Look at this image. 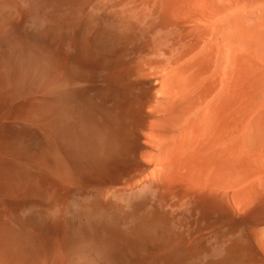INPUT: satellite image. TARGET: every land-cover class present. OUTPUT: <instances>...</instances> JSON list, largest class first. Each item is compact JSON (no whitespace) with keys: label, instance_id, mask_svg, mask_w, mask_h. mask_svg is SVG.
<instances>
[{"label":"bare ground","instance_id":"bare-ground-1","mask_svg":"<svg viewBox=\"0 0 264 264\" xmlns=\"http://www.w3.org/2000/svg\"><path fill=\"white\" fill-rule=\"evenodd\" d=\"M42 2L0 0V264H264V0L146 1L128 67H82L91 13ZM166 218L213 243L152 249Z\"/></svg>","mask_w":264,"mask_h":264},{"label":"rangeland","instance_id":"rangeland-1","mask_svg":"<svg viewBox=\"0 0 264 264\" xmlns=\"http://www.w3.org/2000/svg\"><path fill=\"white\" fill-rule=\"evenodd\" d=\"M29 3H31V2H35V1H39V2H42V3H46L47 2V4H53V5H55V7L57 8V6L56 5H58L59 4V7L56 9L58 12H63L64 14H65V10L66 11H68V12H71V14H73V12H75L76 10H78V11H80V12H82V11H84L85 9H86V11H88L89 13H91V15H92V17H93V21H91V25H93V26H91V25H89L90 27H88L87 28V32H88V34H89V38L92 40H90V48H89V50H90V54H89V56H90V58H88V61H86V62H84L81 66L82 67H128V62H130V60L133 58V56H134V54H135V51L137 52L138 51V48H135L136 46H137V43H138V41H137V39L135 38V34H136V30H137V28H136V26L138 27V24H139V21L137 20V18H136V16H135V13H136V11L138 10V8H142L141 6H142V4H145V2L147 1V2H149L150 0H132V1H130V0H85L86 2L85 3H83L82 2V0H77V3L75 4V2L73 3V1H75V0H73V1H70L71 3H73V4H71L72 5V7H70V2H68V0H66L68 3H65V0L63 1V0H27ZM60 1H62V3H65V4H62L61 3V6H60ZM79 2H82V4H84V5H82L81 3V5L82 6H85V7H82V9H81V7H79L78 8V4H79ZM135 2V3H134ZM138 2V3H137ZM58 3V4H57ZM124 3V4H123ZM126 3V4H125ZM129 3V4H128ZM138 5H137V4ZM139 3H141L140 4V7H139ZM88 4V5H87ZM110 4V5H109ZM69 5V6H68ZM81 5H79V6H81ZM112 5V6H111ZM137 7H136V6ZM66 6H68V7H66ZM73 6H75V8H73ZM108 6H110L109 8H108ZM120 6V7H119ZM134 6V7H133ZM64 7V8H63ZM88 7V8H87ZM128 7V8H127ZM132 7V8H131ZM66 8H68V9H66ZM73 8V9H72ZM84 8V9H83ZM126 8H127V10H126ZM130 8V9H129ZM135 9L134 11H128V10H131V9ZM65 9V10H64ZM75 9V11H73ZM120 9H121V11L122 10H124V11H122V13L124 14V12H125V14H128V12L131 14V17H130V22L132 23V25L135 27L134 28V30L132 31V30H126V32L124 31V32H122L124 35H122V33L120 32V31H122V29L121 28H119V29H115V30H112V31H109V33L106 31V33H103V34H101L100 35V37L98 36V33H97V35H96V30L99 28L97 25H99V21H102L103 19H104V17L105 18H108V17H106L107 15H109V16H112L113 14H114V12L113 11H116L115 12V14L117 13V12H119L118 13V15L120 14ZM64 10V11H63ZM70 10V11H69ZM72 10V11H71ZM142 10V9H141ZM141 10H138V11H140L141 12ZM77 11V13H79ZM102 11V12H101ZM138 11H137V13L136 14H138ZM67 12V13H68ZM67 13L65 14V20H66V15H67ZM77 13H74V15L73 16H75V15H77ZM107 13H109V14H107ZM111 13H113V14H111ZM111 14V15H110ZM79 15V14H78ZM122 15V14H121ZM133 15V16H132ZM73 16H71L70 15V13H69V16H67L68 17V19L67 20H69V18L70 17H73ZM104 16V17H103ZM116 16V15H115ZM135 17V18H134ZM134 18V19H133ZM77 19V18H76ZM94 19H96V20H94ZM98 19H100V20H98ZM136 19V20H135ZM65 20H61V22H60V27H59V30H58V38H59V45H58V52H59V54H60V52L61 53H64L65 52V50L67 51V50H69V53L70 54H74L75 55V53H76V55L79 53V51H78V49H80L81 48V45H80V43H78V42H80L79 41V39L81 40V33H85L86 31H84L85 29L84 28H82L81 26H80V22L78 21V20H76V21H73V22H77L78 21V23H77V25H75L74 26V24L75 23H69V21H66L65 22ZM138 21V22H137ZM95 22H96V24H95ZM99 22V23H98ZM65 23H66V26H65ZM71 24H72V27H71ZM78 24H79V26H78ZM62 26H64L63 28H61ZM67 27V28H66ZM82 29H81V28ZM96 27H97V29H96ZM71 28V29H70ZM79 28H80V30H79ZM65 29V30H64ZM91 29V30H90ZM92 29H94V30H92ZM62 31V32H61ZM81 31V32H80ZM86 32V33H87ZM94 32V34H92ZM116 32V33H115ZM121 34H120V33ZM81 34L80 36L78 35V34ZM86 33H85V35H86ZM118 33V34H117ZM127 33H130V34H128V36H127ZM65 34V35H64ZM100 34V33H99ZM122 35L123 36V38H121L122 36H119V37H116V36H118V35ZM61 35V36H60ZM84 34H83V36L82 37H84L85 36ZM102 35L104 36V37H102ZM77 36H79V37H77ZM95 36V37H94ZM109 38H108V37ZM60 37L62 38V39H60ZM63 37H65V38H63ZM72 39H70V38ZM76 37V38H75ZM96 37H97V39H96ZM99 37V38H98ZM106 37H107V40H106ZM127 37V38H126ZM129 37H131V39L129 38ZM133 37V38H132ZM118 38H120L121 40H119ZM118 39V40H117ZM127 39H129V40H127ZM134 39V40H133ZM61 40V41H60ZM68 41V42H67ZM78 41V42H77ZM116 41V42H115ZM122 41V42H121ZM62 42V43H61ZM70 42H72V44L70 43ZM74 42V43H73ZM94 42V43H93ZM97 42V43H96ZM120 42V43H119ZM135 42H136V44H135ZM70 43V44H69ZM130 44V45H128V44ZM134 43V44H133ZM122 44H123V46H122ZM133 44V45H132ZM77 45V49H76V46ZM80 45V46H79ZM134 46V47H132V46ZM79 46V47H78ZM93 46V47H92ZM128 46V47H127ZM68 47V48H67ZM124 47V48H123ZM132 49H131V48ZM122 48H123V50H122ZM135 48V49H134ZM137 49V50H136ZM74 50V51H73ZM128 50V51H127ZM131 51H133L132 53H131ZM75 52V53H74ZM124 52V53H123ZM126 52V53H125ZM92 53V54H91ZM121 53V54H120ZM119 54H120V56H119ZM126 54H128V55H126ZM131 54V55H130ZM118 55V56H117ZM123 55L125 56V57H123ZM131 57H130V56ZM119 57V58H118ZM130 57V58H129ZM90 59V60H89ZM122 59H124L123 61H122ZM127 60H128V62H127ZM80 61V60H79ZM91 61H92V63H91ZM100 61V62H99ZM103 61V62H102ZM115 61V62H114ZM125 62H127V63H125ZM116 63H117V65H116ZM122 63V64H121ZM85 64V65H84ZM126 64V65H125ZM91 65V66H90ZM114 65V66H113ZM129 67H131L130 65H129ZM33 133V132H32ZM35 133V134H34ZM33 133V136H37V132H34ZM190 217V216H189ZM167 220H162V221H166L165 223H169V224H166V226L164 225V222L162 223V221H161V219L160 220H158V221H160V222H158L160 225H161V223L163 224V226L161 225V226H159V224L157 225H155V222H154V225L156 226H154L153 225V223L150 225V226H147V228L148 227H151L150 229H152V230H154L155 229V231H157L156 233H155V231H154V233H152L153 231H147V233L149 232L150 233V235L152 234L153 236L155 235V236H157L158 234H159V232H160V234H159V236H157V237H153L152 235L150 236L149 234H148V239H147V242L149 243L150 242V244H149V246L153 249L154 247L153 246H158V243L157 244H154L155 242H159V241H161L160 242V244H162V243H168V246H170L172 243L173 244H175V243H177V242H181V241H183L184 242V240L185 239H187L186 240V243L188 242V244H191V242L193 243V241L194 242H196V241H198V242H202V245H204V246H210L209 244H210V242H212V237L210 236L209 238L207 237V238H205V236L202 238V237H199V231L197 230V229H195V232H194V229L192 228V225L190 224L189 225V221H187L188 220V218H187V220H186V223H185V227L183 226V225H181V226H179V224H177L178 222H176V221H173V220H168L169 218H166ZM156 222V223H157ZM172 222H174V224H176V225H174ZM173 226H172V225ZM177 225H178V227H177ZM154 226V227H153ZM168 227L170 230H165V229H167V228H165V227ZM172 226V227H171ZM183 226V227H182ZM190 228H189V227ZM157 227H160L159 229L157 228ZM163 227V228H162ZM171 227V228H170ZM154 228V229H153ZM165 228V229H164ZM173 228V229H172ZM177 230H176V229ZM180 228H183V229H181V230H183L181 233H182V237H180V238H178V232H180L181 230H180ZM187 228V229H186ZM189 228V229H188ZM192 228V229H191ZM149 228H148V230H150ZM157 229V230H156ZM161 229V230H160ZM165 231H167V232H165V234L166 233H168V231H170V233L167 235H165L164 234V230ZM179 229V230H178ZM147 230V229H146ZM160 230V231H159ZM175 230V231H174ZM186 230V231H185ZM162 231V232H161ZM172 232V233H171ZM177 232V233H176ZM187 232H189L190 233V235H191V237H190V235L187 233ZM192 232V233H191ZM195 234H194V233ZM196 232H197V234H196ZM199 232V233H198ZM161 233L162 234H164V236L163 235H161ZM176 233V234H175ZM185 233H187V234H185ZM170 234H171V236H170ZM172 234H174L175 236H177V239H178V241H177V239L174 237V235H172ZM189 235V236H188ZM161 236H163V237H161ZM165 236H167V238L165 237ZM168 236H170L171 237V239H170V237H168ZM187 236L189 237V239L187 238ZM194 236V237H193ZM195 236L197 237V240H196V238H195ZM165 237V238H164ZM183 237H184V239H183ZM194 239H193V238ZM199 237V238H198ZM150 238H152V239H150ZM153 238L154 239H156L157 238V240H155V241H153ZM165 239L164 241H162V240H159V239ZM192 238V239H191ZM150 239V240H149ZM169 239L170 240H172V241H169ZM193 240V241H191V240ZM168 240V242H166ZM190 242H189V241ZM211 240V241H210ZM175 243H174V242ZM203 241H205V242H203ZM207 241V242H206ZM153 242V243H152ZM204 243V244H203ZM213 243V242H212ZM211 243V244H212ZM151 244H153L152 246H151ZM159 244V245H160ZM208 244V245H207ZM149 247V248H150ZM150 248V249H151ZM151 249V250H152ZM207 259H211L212 258V253L210 252V253H207L206 255H204Z\"/></svg>","mask_w":264,"mask_h":264}]
</instances>
